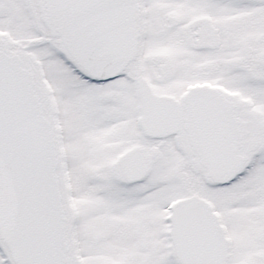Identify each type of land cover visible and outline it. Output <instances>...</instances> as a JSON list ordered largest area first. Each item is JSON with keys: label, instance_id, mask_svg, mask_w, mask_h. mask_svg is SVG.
<instances>
[{"label": "snow or ice", "instance_id": "1", "mask_svg": "<svg viewBox=\"0 0 264 264\" xmlns=\"http://www.w3.org/2000/svg\"><path fill=\"white\" fill-rule=\"evenodd\" d=\"M0 264H264V0H0Z\"/></svg>", "mask_w": 264, "mask_h": 264}]
</instances>
